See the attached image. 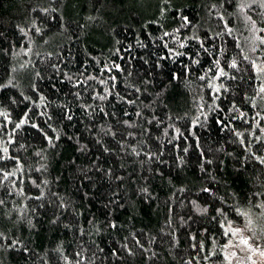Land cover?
I'll return each mask as SVG.
<instances>
[{
	"label": "trees",
	"instance_id": "1",
	"mask_svg": "<svg viewBox=\"0 0 264 264\" xmlns=\"http://www.w3.org/2000/svg\"><path fill=\"white\" fill-rule=\"evenodd\" d=\"M212 2L219 3V0H174L173 8L165 17H161L158 12V8L163 6L161 0H0V76L4 75L5 68L10 72L15 68L12 75L15 76L13 83L16 84L15 89L4 95L11 96L20 92L31 95L30 85L37 83L41 91L56 104H70L74 117L67 124V132L74 139H62L55 150L46 149L41 143L40 136L32 129L19 133L20 143H24L27 150L20 149L18 145H9L10 151L18 153L24 161L23 171L11 177L12 180L21 181L20 186L24 189V194L9 196L4 188L0 187V199L6 202L0 205V231L6 232L9 238L23 241L31 252L23 253L8 249L5 245L0 248V264H64L53 249L60 244L69 257L74 251L79 250L77 245L81 244V241L80 233L77 231L78 224L82 225L86 232L92 233L91 236L85 235L83 242L92 251H96L93 264H117L116 258L108 255L109 249L113 246L118 247L125 236L131 241L129 233H141V241L157 255L149 261L147 254L141 256L137 252L134 257L126 259L121 257V264H187L189 258L196 254L190 247L192 242L190 234H196L198 240L204 239L207 247L200 252L201 256L214 248L219 252L217 245L222 246L226 238L220 235L219 226L214 221L195 212L190 201L197 196L201 203L206 200L208 197L199 190L210 185L217 197L225 198L227 204L223 206L229 218L235 219L232 208L247 206L242 197L247 195L251 199L253 192L264 190V165H260L254 159H247L240 146L234 143L235 138L230 134L218 132L217 126H212L210 129L197 130L202 150L213 161L207 165L206 172L200 170L198 163L200 150L190 149L189 154L185 156V164L181 167L178 162H173L176 153L170 146L164 153L163 164L154 161L150 163L143 154L137 157L129 148L127 152H120L117 149L111 155L103 153L100 156L102 163L106 162V166L114 167L116 174L123 177L122 182L99 179L94 173L91 174V183L74 180V176L78 175V169L88 167L90 161L100 153V147L94 143V137L89 131V118L79 109L80 102L68 94L70 85L61 76L56 75L51 67V64H59L62 71L72 74L83 71L86 67V75L89 73L100 75L95 71L96 60L107 61L114 46L126 47L127 44H132L131 55L136 59L129 68L133 74L126 79L145 90L135 94L138 97L136 105L129 107L119 104L115 109L109 106L108 110L117 111L118 116L122 114L121 109L127 111L129 115L124 118H130L134 122L129 130L137 135L131 138L124 134L125 139L133 144L147 140V143L140 146L145 149L151 146L154 151L156 144L160 142L155 139L157 136H161L165 142L172 137L171 132L167 137L162 135L163 128L169 123L164 118L165 113L173 117V122L177 126H183V121H175V116L188 111L192 107L193 96L201 91V82L197 79L200 69L199 66H194L195 70L188 77L187 86L184 79L170 84L167 69L163 74L157 70L155 73L149 71L145 76L146 70L151 68V63L145 65L140 57L148 58L150 61L155 59L151 54L157 51L159 44H152L149 34L162 35L160 24L168 31L177 27L179 17L174 14L177 8L195 18L200 32L209 28L218 30L215 16L210 17L207 7H204L210 6ZM50 6L55 11L44 13L39 10ZM227 12L233 13L228 17L235 29L233 35L239 36L241 33L244 36L248 35L243 18L238 17L233 8H228ZM260 12L261 9L254 7L249 14L258 18ZM35 27H40L41 32L36 33ZM191 32L189 29L185 34L190 35ZM138 36L143 44L149 47L141 48L137 43ZM117 40L121 42L119 45L115 43ZM29 48L31 52L26 51ZM228 48L231 52L232 45L229 44ZM48 52H53V55L48 57L46 55ZM202 60L207 67L208 60L203 54ZM28 61H31V65L20 67ZM84 61L89 63L85 65ZM166 63L168 69L173 71L179 67L178 62ZM125 67L128 68L127 63ZM33 69L42 71L44 79L35 78ZM141 79H147L151 83L140 84ZM117 83L118 90H122L125 83L124 73L120 74ZM230 87L233 91L226 94L228 98L224 100L225 104L232 95L239 99V93L235 91V82ZM242 87L247 88V83L242 84ZM161 89L164 90V95L157 97L156 93ZM99 90L97 88V91ZM131 92L132 89L129 88V93ZM84 95L87 99V94ZM144 105L149 107L144 108ZM3 106H6V101L4 105H0ZM136 107L146 114L154 109L155 114L163 120L158 126L159 131L157 126L153 125L151 138L140 135V129L135 126L138 121L134 115ZM19 111L20 108H16V112ZM53 112L59 115L58 109L54 108ZM253 115L254 113H250L248 119L251 120ZM94 120L96 125H100L99 113ZM104 121L112 122L107 117H104ZM235 123L239 125L240 121ZM124 127L127 126L120 128L122 133ZM77 138L80 143L88 145L87 152L77 151ZM109 142L114 149L117 148L115 140ZM221 148L223 151H220ZM37 152L48 158L46 172L35 171L37 163H44L36 155ZM258 154H264V150ZM238 158L240 163H237ZM121 163L124 164L123 169L120 168ZM152 168H159L163 174L150 171ZM12 170L13 167L9 164L8 171ZM56 177L60 179L57 180ZM44 179L49 180L51 192H57L66 200H71L67 210L58 209L54 198L53 202L49 203L47 194L40 201L31 198L38 194L31 181L37 180V183H40ZM82 183H87V187H82ZM5 185L10 187L13 193L17 191L7 182ZM142 186L149 188L150 198L140 193L139 189ZM181 187L186 191L180 192L178 189ZM113 193H118V199L115 203L109 204ZM259 199L261 198L258 197L257 200ZM41 204L44 206L40 207ZM222 204L223 202L218 201L216 206L220 207ZM54 213L60 217L59 223L51 222ZM189 216L192 219H188ZM169 217L171 225L166 223ZM112 218L122 226L118 232H110L104 228V222ZM28 219L32 220L34 227L28 224ZM88 220H92L95 227L88 224ZM242 222L241 219L240 223ZM96 228L101 230L97 232ZM202 228H207L208 232L201 231ZM213 235L215 245L212 242ZM150 238H154V242L149 245ZM97 245L104 249L103 253L97 251ZM88 255L91 257V252ZM197 259L199 260V257ZM222 259V255L210 257L213 264H220ZM200 264H209V261L200 260Z\"/></svg>",
	"mask_w": 264,
	"mask_h": 264
},
{
	"label": "snow or ice",
	"instance_id": "2",
	"mask_svg": "<svg viewBox=\"0 0 264 264\" xmlns=\"http://www.w3.org/2000/svg\"><path fill=\"white\" fill-rule=\"evenodd\" d=\"M161 4L163 6L158 8V12L161 17H165L169 10L173 8L174 0H161ZM204 7H207L210 17L215 16L218 30L209 28L200 32L195 18L184 14L183 10L177 8L174 13L179 17L177 27L168 31L160 24L162 35L149 34L151 43L159 44L157 51L151 54L155 59L150 61L148 58L140 57L145 65L151 63V68L146 70L145 76L149 74V71L155 73L159 70L163 74L167 69V78L170 84L173 81L184 79L187 86L188 77L195 70L194 66H199L200 69L197 79L201 82V91L193 96V104L188 111H185L183 115L175 116V121H183V126H177L173 122V117L165 113L164 118L169 123L163 128L162 135L167 137L171 132L172 137L165 142L161 136H157L155 139L160 142L156 144L154 151L151 146L147 149L140 146L147 143V140H141L133 144L125 139L124 134L131 138L137 135V133L129 130L133 127L134 122L130 118H124L129 115L127 111L121 109L122 114L118 116L117 111L108 110L109 106L115 109L119 104H125L129 107L136 105L138 97L135 94L145 90L136 83H129L126 79L132 76L133 72L129 68L132 66V61L136 59L131 55L132 44L129 43L126 47L114 46L107 61L96 60L95 71L99 72L100 75L90 73L86 75V67L83 71L72 74L62 71L59 64H51L54 73L61 76L70 85L68 94L74 100L80 102L79 109L85 117L89 118V131L94 137V143L100 147V153L90 161L88 167L78 169V175L74 176V180L91 183V174L94 173L99 179L106 178L109 181L114 179L122 182L123 177L116 174L114 167L106 166V162L102 163L100 156L103 153L111 155L117 149L120 152H127L129 148L131 153L137 157L143 154L148 162L154 161L163 164L165 163L164 153L168 151V146H170L172 151L176 153L173 162H178L181 167L184 166L185 156L189 154L190 149L200 150L198 163L200 170L206 172L207 165L212 164L213 161L202 150L197 130L210 129L212 126H217L218 132L230 134L231 137L235 138L234 143L240 146L241 152L246 154L247 159H254L260 165H264V154H258L264 150V0H219V3L212 2L210 6L204 5ZM254 7L261 9L258 18H254L253 15L249 14ZM228 8H233L235 14L243 18L244 28L248 35L244 36L243 33L239 36L233 35L235 29L228 19L233 13H228ZM33 10L35 11V9ZM39 10L44 13L55 11L51 6ZM32 23L35 24V21ZM189 29L192 30L191 34H185ZM20 30L23 31V29ZM34 31L40 33L41 28L35 27ZM228 38H231V40ZM115 43L119 45L121 42L117 40ZM137 43L140 44L141 48L149 47V45L143 44L139 36L137 37ZM173 43L175 46H173ZM229 44L232 45L231 52H229ZM26 51L31 52V49H26ZM202 54L208 60L207 67L203 64ZM46 55L51 57L53 52H48ZM118 60L120 62H117ZM167 61H172L173 64L178 62L179 67L174 71L168 69ZM83 63L87 65L89 61ZM126 63L128 68L125 67ZM29 65H31V61L21 64L20 67L25 68ZM12 72H15V68L11 72L5 68L4 75L0 76V105H4L6 101V106L0 107V118H2L0 119V134H2L0 135V177H2L0 178V187H3L9 196H19L24 194V189L20 186L21 181L19 179L12 180L11 177L23 171L24 161L18 153L10 151L9 145H18L20 149L27 150L25 144L20 143L19 133L20 131L32 129L40 136L41 143L46 149L55 150L62 139H74L67 132V124L74 117L70 104H56L55 101L49 99L47 94L41 91L37 83L30 85L31 95L20 92L5 96L4 94L9 90L16 88V84L13 83L15 76L12 75ZM121 73L125 74V83L124 88L118 90L117 82L120 80ZM244 73L247 75H243ZM33 76L37 79H44L42 71L35 69H33ZM234 82L236 84L235 91L239 93V99L232 95L231 99H228V103L225 104L224 100L228 98L226 94L232 93L233 89L230 86ZM148 83H151V81L147 79L140 80V84ZM244 83H247V88L242 87ZM97 88L100 90L97 91ZM129 88L132 89L131 93H129ZM84 94H87V99H85ZM163 95V89L156 93L157 97ZM89 100L91 102H88ZM97 101L100 103H96ZM21 105L23 107H20ZM148 107L149 105H144V108ZM16 108H20V111L16 112ZM54 108L58 109V116L54 114ZM97 113H99L100 125L95 124L94 118ZM250 113H254L251 120L248 119ZM14 115L15 119H13ZM134 115L138 118L135 126L140 129L139 134L144 137L151 138L153 125H156L157 131H159L158 126L163 123V120L155 114L154 109L146 114L139 107H136ZM104 117L112 122L106 123ZM236 121H240V124H236ZM58 124L61 126H58ZM121 126H127L123 128V133L120 130ZM241 128L244 130L242 131ZM111 140L116 141V149L111 146L109 142ZM189 141L191 143H188ZM76 142L78 145L77 151L82 153L88 151L87 144L80 143L79 138ZM220 151H223V149L221 148ZM36 155L44 163H37L35 171L46 172L47 156L41 154V152H37ZM237 163H240L239 158ZM9 164L13 167L12 171H8ZM123 167L124 164L121 163L120 168L123 169ZM29 168H31V165H29ZM149 170L163 174L159 168ZM56 179L59 180L60 177H56ZM213 179L216 178L213 177ZM5 182L15 187L17 191L13 193L11 188L5 185ZM31 182L38 190L37 195L31 196L33 200L40 201L47 194L48 202L52 203L54 198L58 204V209L67 210L71 205V200H66L59 193L50 191L48 179H44L40 183H37V180ZM81 186L87 187V183H82ZM178 190L180 192L186 191L183 187ZM139 191L146 198H150L151 194L148 187L142 186ZM199 191L208 198L202 203L199 196L193 198L190 201L192 207L196 213L208 216L210 221H214L219 226L220 235L226 238V242L222 246L217 245L219 252L214 248L208 250V254L201 256L200 252L207 247L204 239L198 240L196 234H190V240L192 241L190 247L195 250L196 254L189 258L187 264H200V260L209 261V264H213L210 257H219L220 255L223 257L220 264H264V190L253 192L251 199L244 195L242 199L246 201L247 206L232 208L235 219L229 218L223 206L227 204V201L223 196L217 197L212 186H203ZM258 197L261 199L257 200ZM116 199H118V193H113L112 198L109 199V204L115 203ZM218 201L223 202L222 206H216ZM5 203V200L0 199V205ZM43 206V204L40 205V207ZM188 219H192V217L189 216ZM241 219L242 223H240ZM59 221L60 217L54 213L51 222L55 224ZM87 223L95 227L92 220H88ZM166 223L171 225L170 217L166 220ZM28 224L34 227L31 219H28ZM120 227L122 226L118 225L114 218L107 219L104 222V228L110 232H118ZM100 230V228H96L97 232ZM77 231L80 233L81 244L77 245L79 250L74 251L71 257L65 253L60 244L53 251L58 253L64 264H93L96 251H92L83 242L84 236H91L92 233L86 232L85 228L79 224L77 225ZM201 231L207 233L208 229L202 228ZM129 235L131 241L125 236L118 247L113 246L109 249L108 255L115 257L117 264H121V257L125 259L134 257L137 252L141 256L147 254L149 261L156 257L157 254L141 241V233H129ZM173 239H175L174 234ZM0 241H3V243H0V248L6 245L8 249L23 253L31 252V249L23 241L9 238L4 231H0ZM153 242L154 238H150L148 244L150 245ZM212 242L214 245L216 244L214 235ZM97 251L103 253L104 249L97 245ZM89 252H91V257L88 255ZM197 257H199V260Z\"/></svg>",
	"mask_w": 264,
	"mask_h": 264
}]
</instances>
